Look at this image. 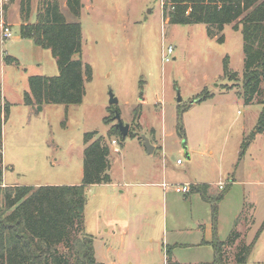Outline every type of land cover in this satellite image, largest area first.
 Segmentation results:
<instances>
[{
  "label": "rangeland",
  "instance_id": "374dc122",
  "mask_svg": "<svg viewBox=\"0 0 264 264\" xmlns=\"http://www.w3.org/2000/svg\"><path fill=\"white\" fill-rule=\"evenodd\" d=\"M48 1L57 2L69 22L82 23V61L92 72L84 73L81 103H46L39 109L24 102L30 77L57 75L59 67L50 49L22 38V26L37 23ZM81 2L77 17L68 0H0V92L10 104L3 124V183L82 184L84 136L95 132L108 139L113 180L85 188V233L94 237L98 261L219 264L211 245L213 203L200 193L175 190L197 178L219 181L210 184L212 195L229 186L217 202V235L225 242L237 231L240 237L223 246L222 264H241L242 245L253 242L245 264H264V228L255 241L264 224V132L240 159L241 146L264 111V80L259 95L249 101L241 94L243 82L225 78L223 66L229 55L241 78L242 32L227 24L221 41L206 24L172 23L169 0ZM5 24L12 29L11 38L3 37ZM170 44L175 52L164 62ZM207 92L213 96L201 102ZM112 94L117 103L111 102ZM179 107L185 109V139L177 132ZM117 111L130 124L126 136L108 134Z\"/></svg>",
  "mask_w": 264,
  "mask_h": 264
},
{
  "label": "trees",
  "instance_id": "16d2710c",
  "mask_svg": "<svg viewBox=\"0 0 264 264\" xmlns=\"http://www.w3.org/2000/svg\"><path fill=\"white\" fill-rule=\"evenodd\" d=\"M169 1L173 7V11L169 12L172 23L206 24L209 34L221 41L225 37L220 33L227 24H233L236 30H241L245 70L240 78L239 72L230 66V56L226 55L223 60L224 75L231 81L243 82L241 94L247 100L251 101L259 95L264 80V0ZM68 6L75 16L81 15V0H68ZM45 7L37 23L22 26V38L32 39L36 45L50 49L57 60L59 74L31 76L30 90L25 94L24 102L39 109L46 103L67 106L79 104L84 97V73L86 71L90 76L92 72L91 67H85L82 61V23L69 22L57 2L48 1ZM212 96L213 93L207 92L200 96V101ZM9 113L10 104L3 101L0 92V264H102L95 255L93 235L85 233V188L90 184L112 182L108 139L95 132L85 134L82 184L4 185L3 124ZM184 113L185 109L179 107L177 132L183 139L187 136ZM109 119L106 117L105 122ZM115 132L121 133L116 125L110 128L108 134L113 136ZM263 132L264 111L258 126L242 144L240 159L251 141ZM210 187L208 183L193 184L191 192H198L203 200L213 203L215 230L211 245L215 251L214 262L222 264L223 246L236 242L240 233L237 231L226 242L219 239L217 202L224 198L229 186L214 195L210 193ZM263 228L264 224L255 241ZM80 232L83 235H79ZM254 243L242 245L238 263L245 264L248 261ZM168 258L171 261L170 251Z\"/></svg>",
  "mask_w": 264,
  "mask_h": 264
},
{
  "label": "built area",
  "instance_id": "2783aa9c",
  "mask_svg": "<svg viewBox=\"0 0 264 264\" xmlns=\"http://www.w3.org/2000/svg\"><path fill=\"white\" fill-rule=\"evenodd\" d=\"M162 3L164 4L165 3V0H162ZM171 4V3H170ZM3 22V20L1 21ZM4 23V22H3ZM2 23V24H3ZM2 31H3V37L4 38H11L12 37V29L10 26H7V24L2 25ZM175 52V46L173 44H170L168 47H167V50L163 52V61L164 62H168L171 60V55ZM112 143L115 145L116 147V151H119V148H118V141L116 139H113L112 140ZM222 185V184H221ZM163 186L164 187H168V184L167 183H163ZM175 190L177 192H184V193H189L191 191V184L189 183H185V184H179V185H176L175 186Z\"/></svg>",
  "mask_w": 264,
  "mask_h": 264
},
{
  "label": "water",
  "instance_id": "95a60500",
  "mask_svg": "<svg viewBox=\"0 0 264 264\" xmlns=\"http://www.w3.org/2000/svg\"><path fill=\"white\" fill-rule=\"evenodd\" d=\"M182 96L179 95V102L182 101ZM111 102L112 103H117L118 102V98H116L113 94L111 97ZM115 119L117 120L116 126L120 129L121 133L123 136H126L129 131H130V124H126L124 123V121L122 120L121 114L117 111L115 114ZM144 144L147 147L148 152H153L154 151V145L151 143L150 139L146 136H144ZM186 156L188 159H190V153L188 151V148L186 147Z\"/></svg>",
  "mask_w": 264,
  "mask_h": 264
},
{
  "label": "crops",
  "instance_id": "0c3cea01",
  "mask_svg": "<svg viewBox=\"0 0 264 264\" xmlns=\"http://www.w3.org/2000/svg\"><path fill=\"white\" fill-rule=\"evenodd\" d=\"M21 24V23H20ZM233 25V24H232ZM241 31V30H240ZM208 100V99H207ZM203 102V101H202ZM165 144V143H164ZM165 146V145H164ZM163 146V147H164ZM165 149V147L163 148V150ZM165 151V150H164ZM190 158H192V155H191V153H190ZM111 171V170H110ZM219 182V181H218ZM218 182H216V181H214V182H207V181H203V180H199V179H197V178H195V179H190V180H187L185 183H192V184H201V183H208V184H211V185H217V183ZM113 183V180H112V182L111 183H106L107 185H110V184H112ZM4 185H8L5 181H4ZM13 185H18V184H13ZM56 185H59V184H56ZM198 193V192H197ZM203 199V198H202ZM254 204V207L256 206V203H253ZM256 210V209H255ZM108 231H109V229H107ZM208 241H210V240H208ZM166 243V242H165ZM181 244H186V243H181ZM167 245H170V243H167ZM95 255H96V252H95ZM215 257V256H214ZM178 259V258H177ZM172 260V259H171ZM98 261V260H97ZM98 262H101L102 264H105V262L104 261H98ZM113 263H114V261H113ZM116 263V262H115ZM177 264H178V262H176ZM188 263V262H187ZM190 264H192V263H190ZM200 264V263H199ZM203 264V263H202Z\"/></svg>",
  "mask_w": 264,
  "mask_h": 264
}]
</instances>
